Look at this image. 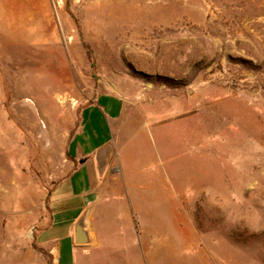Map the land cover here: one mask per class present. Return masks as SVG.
I'll return each mask as SVG.
<instances>
[{
    "label": "rangeland",
    "instance_id": "1",
    "mask_svg": "<svg viewBox=\"0 0 264 264\" xmlns=\"http://www.w3.org/2000/svg\"><path fill=\"white\" fill-rule=\"evenodd\" d=\"M0 23V264H52L35 236L93 102L160 186L149 237L106 243L264 264V0H0Z\"/></svg>",
    "mask_w": 264,
    "mask_h": 264
},
{
    "label": "crops",
    "instance_id": "2",
    "mask_svg": "<svg viewBox=\"0 0 264 264\" xmlns=\"http://www.w3.org/2000/svg\"><path fill=\"white\" fill-rule=\"evenodd\" d=\"M94 103L82 110V123L67 145L71 171L50 192L48 223L35 240L51 257L52 264H170L169 257L175 251L129 249L105 242L113 235L124 238V232H134L137 239L149 237L142 217L147 214L145 208L153 191L159 192L160 186L155 183L156 170L151 160L136 155L145 150L146 146L141 145H147L148 139L144 136L120 142L117 137L128 132L129 123H119L115 118L104 116L105 122L89 123ZM138 130L144 134L146 129L139 125ZM105 144L111 145V155L103 173L98 175L95 154ZM87 195L93 200L86 207L83 199ZM85 209L95 243L77 246L73 227Z\"/></svg>",
    "mask_w": 264,
    "mask_h": 264
},
{
    "label": "water",
    "instance_id": "3",
    "mask_svg": "<svg viewBox=\"0 0 264 264\" xmlns=\"http://www.w3.org/2000/svg\"><path fill=\"white\" fill-rule=\"evenodd\" d=\"M111 145L105 144L99 148L95 154L96 169L98 175H101L105 169L108 159L111 155ZM93 200L92 196H85L83 199L84 205L87 207L89 203ZM73 242L77 246L83 245H93L95 243V236L91 231L89 221H88V210L85 209L73 227Z\"/></svg>",
    "mask_w": 264,
    "mask_h": 264
}]
</instances>
